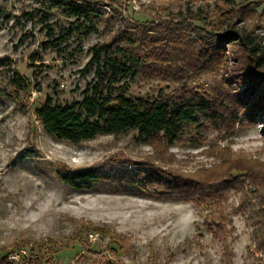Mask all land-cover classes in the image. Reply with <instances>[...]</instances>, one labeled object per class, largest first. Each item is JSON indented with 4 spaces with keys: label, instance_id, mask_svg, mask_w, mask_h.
Here are the masks:
<instances>
[{
    "label": "rangeland",
    "instance_id": "1",
    "mask_svg": "<svg viewBox=\"0 0 264 264\" xmlns=\"http://www.w3.org/2000/svg\"><path fill=\"white\" fill-rule=\"evenodd\" d=\"M228 1L77 0V19L70 0H0V264H264L263 101L234 124L196 116L172 145L133 131L72 144L35 114L46 97L80 101L105 43L140 57L118 84L132 97L250 98L237 46L205 68L178 64L198 33L229 26L264 46V0ZM83 170L100 176L90 188L61 180Z\"/></svg>",
    "mask_w": 264,
    "mask_h": 264
},
{
    "label": "trees",
    "instance_id": "2",
    "mask_svg": "<svg viewBox=\"0 0 264 264\" xmlns=\"http://www.w3.org/2000/svg\"><path fill=\"white\" fill-rule=\"evenodd\" d=\"M76 1L70 0L71 11L68 13L78 19L84 11L75 5ZM221 1L231 5L228 0ZM56 2L68 6V0ZM227 28L218 38L208 31L205 35L198 33L193 45L195 54L190 57L185 51L186 56L179 59L178 64L182 63L185 68L193 70L205 68L225 47L237 46L241 55L236 66L241 75L248 79L245 89L250 96L248 99L241 93H222L213 97L205 93L187 92L167 98L132 97L118 84L123 78L131 79L136 76L141 59L132 56L124 48L105 43L91 49L90 65L94 66L95 72L81 91L80 101L58 105L53 103L51 97H46L35 108L36 117L48 134L72 144L98 135L133 131L143 142L162 137L169 145L184 133L196 116L214 125L224 122L234 124L245 116L254 118L257 107L249 99L256 100L259 104L264 102V46L246 30L230 26ZM73 31L70 30L69 33ZM5 65L4 59L0 58V68ZM11 85L21 89V86L25 87L24 79L13 72ZM259 111H263L262 107ZM99 178L93 170L69 172L61 176L66 185L77 189L90 188ZM154 182L158 188L168 184L166 181ZM186 184H182L183 189L188 187Z\"/></svg>",
    "mask_w": 264,
    "mask_h": 264
}]
</instances>
